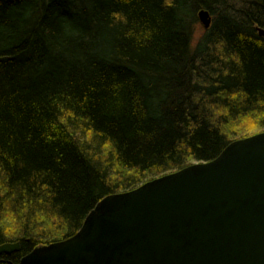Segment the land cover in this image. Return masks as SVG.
Returning a JSON list of instances; mask_svg holds the SVG:
<instances>
[{
    "label": "trees",
    "instance_id": "16d2710c",
    "mask_svg": "<svg viewBox=\"0 0 264 264\" xmlns=\"http://www.w3.org/2000/svg\"><path fill=\"white\" fill-rule=\"evenodd\" d=\"M259 30L264 0H0V246L20 245L3 259L264 132Z\"/></svg>",
    "mask_w": 264,
    "mask_h": 264
},
{
    "label": "water",
    "instance_id": "95a60500",
    "mask_svg": "<svg viewBox=\"0 0 264 264\" xmlns=\"http://www.w3.org/2000/svg\"><path fill=\"white\" fill-rule=\"evenodd\" d=\"M197 19L210 28L207 10ZM19 251L0 246V255ZM19 264H264V132L104 198L76 235Z\"/></svg>",
    "mask_w": 264,
    "mask_h": 264
},
{
    "label": "rangeland",
    "instance_id": "374dc122",
    "mask_svg": "<svg viewBox=\"0 0 264 264\" xmlns=\"http://www.w3.org/2000/svg\"><path fill=\"white\" fill-rule=\"evenodd\" d=\"M204 29L203 27L200 25V23L198 22L196 24L195 30H194V41H198L202 35L204 34Z\"/></svg>",
    "mask_w": 264,
    "mask_h": 264
},
{
    "label": "flooded vegetation",
    "instance_id": "af4514ba",
    "mask_svg": "<svg viewBox=\"0 0 264 264\" xmlns=\"http://www.w3.org/2000/svg\"><path fill=\"white\" fill-rule=\"evenodd\" d=\"M13 253H11V254H1L0 255V264H12V263H10L9 261H6L5 259H3V257L2 256H10V255H12Z\"/></svg>",
    "mask_w": 264,
    "mask_h": 264
},
{
    "label": "bare ground",
    "instance_id": "6f19581e",
    "mask_svg": "<svg viewBox=\"0 0 264 264\" xmlns=\"http://www.w3.org/2000/svg\"><path fill=\"white\" fill-rule=\"evenodd\" d=\"M199 22V21H198ZM204 29V28H203Z\"/></svg>",
    "mask_w": 264,
    "mask_h": 264
}]
</instances>
